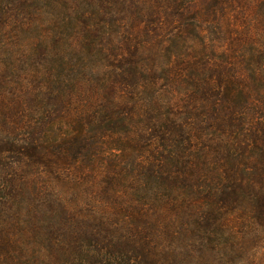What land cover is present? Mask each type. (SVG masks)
<instances>
[{
    "label": "trees",
    "instance_id": "trees-1",
    "mask_svg": "<svg viewBox=\"0 0 264 264\" xmlns=\"http://www.w3.org/2000/svg\"><path fill=\"white\" fill-rule=\"evenodd\" d=\"M143 37L159 53L199 45L202 62L144 71ZM9 38L65 71L0 67V264L255 261L264 0H0L5 55ZM134 140L153 161L128 170L112 155Z\"/></svg>",
    "mask_w": 264,
    "mask_h": 264
},
{
    "label": "rangeland",
    "instance_id": "rangeland-1",
    "mask_svg": "<svg viewBox=\"0 0 264 264\" xmlns=\"http://www.w3.org/2000/svg\"><path fill=\"white\" fill-rule=\"evenodd\" d=\"M230 33H232V30L229 28L228 35ZM42 37L45 38L46 36H42ZM189 39H191V37L186 38V41H189ZM24 40L25 39H23L20 42H17L14 40L12 41L10 38L8 39L9 44L8 47L6 48V55L3 52H0V54H2L0 55V67L3 69V71H65V67L62 65L64 60L60 55L57 54L58 52H51L50 53L51 56L41 55L39 57H36L35 58L36 62H34V59L32 62H30L28 58L27 60L26 59L24 60L23 58L25 56L21 55L22 51L26 49ZM150 40L151 37L150 39L143 37L139 40L136 41L134 40L132 43L133 45L134 44L140 45L137 58L135 59H139L142 61L141 63L145 64L143 65L144 71H150L149 67L153 66L154 62L156 63V61H154L155 58L159 59L158 70L165 72L177 71L183 67L194 66L196 65L197 62L198 63L202 62L203 58H200L202 54L199 45H196V48L194 47L193 49L188 51L184 49L179 52L166 51L159 53L156 47L151 46ZM152 41L155 42V39H153ZM39 44L40 42H37L36 40L35 44L27 47V50L25 52L28 53L31 48H33L34 52H36V50L39 48ZM191 44L192 43L189 42L188 46H190ZM220 45L221 47L228 48L230 46V43L225 41ZM196 49L199 50L197 51ZM55 51H57V47ZM69 57L73 59V62L78 64V59L75 55H69ZM6 63L7 64L10 63L13 69L8 68L6 66ZM31 64L35 65V67H32ZM86 64L87 65L85 66L87 67H95V65L97 67L99 66L98 62L92 57L86 58ZM118 67L119 64L117 62V56H112L110 60L104 61V66L102 68L103 69L102 71H118L117 70ZM163 82H165V80H163ZM147 116L149 115L143 114L144 119H146ZM143 117L138 118L139 121H137L136 124V128H138L137 131H139V128L146 127V123L142 122ZM124 142H128V141H124ZM135 142L137 143V145L134 144L129 146L127 144H121V146H119L120 150H115L113 153L114 155H112L113 158L117 156L120 159L119 166L127 167L128 170L133 168H138L139 165L152 164L153 161V159L150 156H148L149 154L148 148H140V145H142L140 144V141L134 140L133 143ZM136 158H139L140 160L139 164L138 161L136 162L135 160ZM256 247H258L256 252L252 254V257L255 256L256 259L254 262H251L249 264H257V263L264 264V243L261 242ZM225 261L231 262L230 260H225ZM225 261H221L219 264H225Z\"/></svg>",
    "mask_w": 264,
    "mask_h": 264
}]
</instances>
